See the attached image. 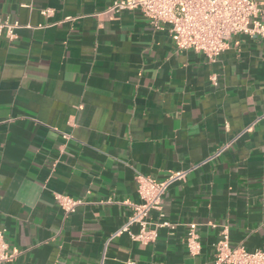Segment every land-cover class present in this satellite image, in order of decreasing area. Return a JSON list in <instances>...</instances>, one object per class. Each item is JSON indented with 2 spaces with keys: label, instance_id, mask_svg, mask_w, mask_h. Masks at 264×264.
<instances>
[{
  "label": "crops",
  "instance_id": "crops-1",
  "mask_svg": "<svg viewBox=\"0 0 264 264\" xmlns=\"http://www.w3.org/2000/svg\"><path fill=\"white\" fill-rule=\"evenodd\" d=\"M112 1L0 0L17 24L0 37V229L18 252L6 264H212L223 227L231 246L264 250V40L234 36L209 63L139 11L100 14ZM173 172L162 212L175 228L133 241L136 177ZM59 194L80 201L73 213Z\"/></svg>",
  "mask_w": 264,
  "mask_h": 264
},
{
  "label": "built area",
  "instance_id": "built-area-1",
  "mask_svg": "<svg viewBox=\"0 0 264 264\" xmlns=\"http://www.w3.org/2000/svg\"><path fill=\"white\" fill-rule=\"evenodd\" d=\"M125 11H139L155 31L166 27L177 50H193L204 55L209 63L217 60L234 36L264 40V10L254 0H113L100 14ZM43 13L47 15L49 11ZM16 28V23L0 18V37L14 40ZM210 80L217 85L216 77L212 76ZM258 120L264 123V115ZM184 174L173 172L162 181L138 175L136 193L139 202L130 204L131 214L122 231L127 232L133 241L148 245L157 241L160 229L175 228L162 212V199L167 188L182 179ZM54 199L66 214L73 213L80 204L66 195H55ZM151 212H156V221L150 220ZM133 225L138 226L135 234L129 231ZM185 247L190 256L200 253L194 223L186 225ZM17 253L7 244L5 230L0 229V264L11 263ZM212 264H264V250L250 252L242 246H231L228 230L223 227L212 245Z\"/></svg>",
  "mask_w": 264,
  "mask_h": 264
}]
</instances>
